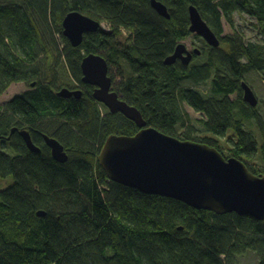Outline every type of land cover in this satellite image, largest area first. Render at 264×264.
<instances>
[{"label":"trees","instance_id":"obj_1","mask_svg":"<svg viewBox=\"0 0 264 264\" xmlns=\"http://www.w3.org/2000/svg\"><path fill=\"white\" fill-rule=\"evenodd\" d=\"M149 1L26 0L40 22L53 21L65 64L73 79L85 86L79 98L60 97L52 90L49 50L43 71L47 76L40 71L37 46L45 35L41 27L13 7L0 5V92L11 82L29 84L28 90L0 105V178L13 177V183L0 190V264H231L247 249L256 251L257 264H264V219L234 212L220 215L141 193L109 181L97 161L107 136L133 135L139 129L119 112L101 116L92 87L81 81L82 53L89 52L102 54L108 65L117 67L118 95L137 107L148 125L178 137V126L185 122L181 105L186 103L203 115L202 126L212 135L223 137L234 129L237 140L227 156L242 159L252 173L264 175V137L259 150L263 165L252 167L245 159L256 157L258 149L254 135L242 124L250 119L258 126L261 122L243 102L240 87L247 71L264 70V49L234 36L223 41L228 50L204 49L200 63L191 67L163 63L190 34L189 3L220 34L221 17L232 23L234 11L256 18L264 29V0H159L169 18L159 15ZM72 10L105 21L110 31L87 33L73 47L60 26ZM54 15L58 24L51 19ZM122 30L131 45L117 48L113 35ZM185 79L210 80L209 94L183 86ZM233 93L237 98L231 100ZM20 129L30 133L40 152L28 149ZM44 134L64 146L65 162L52 158ZM179 138L219 148L211 138L198 139L187 130Z\"/></svg>","mask_w":264,"mask_h":264},{"label":"water","instance_id":"obj_2","mask_svg":"<svg viewBox=\"0 0 264 264\" xmlns=\"http://www.w3.org/2000/svg\"><path fill=\"white\" fill-rule=\"evenodd\" d=\"M150 6L161 16L169 18L167 6L159 0H150ZM189 32L201 36L208 44L218 45V39L197 7H187ZM63 36L73 47L81 44L83 34L95 31L99 22L78 11H70L62 19ZM198 54V49L194 50ZM192 54L183 43H178L172 54L163 62L171 65L180 60L188 65ZM82 81L95 86L93 97L102 102L111 113L120 112L133 121L139 131L133 135H110L106 138L97 161L109 180L148 194L172 198L195 209L214 211L216 214L236 213L239 216L264 219V175L250 172L245 163L236 158H224L206 144L180 140L146 125L140 110L110 92L106 60L90 53L82 58ZM242 99L250 107L257 104L254 91L245 82L240 84ZM81 96V91L62 88L58 96ZM12 128L11 132H14ZM26 146L40 152L26 130H18ZM51 156L65 162L64 146L55 138L43 135ZM38 215L44 212L38 211Z\"/></svg>","mask_w":264,"mask_h":264},{"label":"rangeland","instance_id":"obj_3","mask_svg":"<svg viewBox=\"0 0 264 264\" xmlns=\"http://www.w3.org/2000/svg\"><path fill=\"white\" fill-rule=\"evenodd\" d=\"M0 5L13 7V11H15L16 13H23L25 16H28L30 19L34 20L37 27H41L40 28L41 36L42 34L45 33L41 41L42 44L37 46V49L39 50V54H40L38 60V66L40 67L41 72H43L44 70L46 71L47 66L45 65L44 58L47 59L48 56V60L51 63L50 65H48L49 66L48 76H49V80L52 83L54 82L53 86L56 87V89L62 87H68L69 89H78L77 86L79 85V83L73 79L67 65L65 64L64 56L61 53V50L63 48V43L59 33L57 32V29L53 24V21L51 20L50 25H48V19H46V22L45 21L40 22V19H38V15L36 14L35 9L28 7V5L26 4V0H0ZM45 15L47 18H49V16H47V13H45ZM231 17H232V23H228L224 17H221L222 31L220 33V36L222 37L229 35L238 36L245 43H255L260 45L264 49V29L262 28L260 21L250 16L249 14L240 11H234ZM52 18L55 19L58 24L59 17L57 18V15H54V17H51V19ZM100 28L102 29L101 26ZM109 31L110 29H108L106 32ZM113 36L117 37V39L115 38L114 41V45L117 48H123L131 45V41H129V34L127 31L122 30V32L115 33ZM181 42H183L185 48L191 54L192 52L195 53L194 52L195 48H203L206 51L210 50L205 45L204 40L202 39L201 36L193 34L191 32ZM6 43H9V41H7ZM44 47L47 50H44ZM216 48L220 51L222 50L226 51L229 49L228 45L222 42H220ZM48 50L49 52L47 55L46 52ZM109 50H111V48H109ZM199 54L194 55L193 59L187 65L188 67L200 63L201 61L200 56L202 54L200 55ZM220 70H222V68ZM109 72L111 76H113L112 87L118 93L117 86L120 83V77H121L120 72L117 69V67L114 65H109ZM43 74L44 76H47L46 73L43 72ZM242 81H245L255 93L257 104L256 106L251 107V109L252 111H254L256 117H258V119L261 122L260 126H258V124L255 122L254 119H250L249 121H244L242 124V128L244 130L249 131L254 135L258 149L256 153V157L245 158V159L246 162L249 163V165H251L252 167H261L263 165V162L260 159L259 150L262 145V139L264 137V70L260 72H257L254 69L249 70L243 75L240 84ZM182 85L187 88L196 89L204 95L209 94L210 80L200 81L196 83L192 80L185 79L182 82ZM90 86L95 87L91 84ZM28 89H29L28 82L25 81L11 82L2 92H0V105L4 104L13 96L18 95ZM235 98H237V94L235 93L229 96V99L231 100H234ZM96 106L101 112V116H104L106 112H110L105 106H103L99 102H96ZM181 112L185 122H184V126H178L177 134L179 136L181 135L182 131L187 130L190 136L194 135L198 139H200L201 137L211 138V141L215 145H217L224 154L229 155L231 153L229 151L231 144L232 142L237 140V136L235 134L234 129L231 128L228 129L226 131L225 136L223 137L212 135L211 133L207 132L205 128L202 126L201 120L203 118V115L200 112L195 111L192 107L188 106L186 103H183L181 105ZM232 112L235 117L238 116L237 110L233 109ZM146 125L148 124L146 123ZM20 130H26V129H20ZM6 151L9 152L8 147ZM12 183H13L12 176L0 178V190L5 189ZM258 259L259 256L257 255L256 251H253L252 249H247L243 254L236 255L234 257V261L231 264H257Z\"/></svg>","mask_w":264,"mask_h":264},{"label":"bare ground","instance_id":"obj_4","mask_svg":"<svg viewBox=\"0 0 264 264\" xmlns=\"http://www.w3.org/2000/svg\"><path fill=\"white\" fill-rule=\"evenodd\" d=\"M73 11V10H72ZM76 11V10H75ZM79 12V11H78ZM81 13V12H80ZM83 14V13H82ZM84 15H86V14H84ZM87 16V15H86ZM65 17V16H64ZM90 17V16H89ZM90 18H93V17H90ZM94 20H96L95 18H93ZM96 21H98V20H96ZM99 22V21H98ZM62 23V22H61ZM101 23V24H100ZM100 26L105 30V31H107L108 29H110V26H109V24L108 23H106L105 21H100L99 22V26H98V28L95 30V31H97L98 29H100ZM61 28H62V24H61ZM62 31H63V28H62ZM95 31H92V32H95ZM87 33H91V32H86V33H84L83 34V37H84V35L85 34H87ZM78 47V46H77ZM90 53H93V54H96V55H100V56H102L103 57V55L102 54H100V53H95V52H89V53H87V54H84V53H82V58L84 57V56H86V55H88V54H90ZM104 58V57H103ZM81 61H82V59H81ZM107 63V62H106ZM174 64V63H173ZM172 65V64H171ZM80 68H81V63H80ZM107 68H108V64H107ZM81 73H82V69H81ZM82 77H83V73H82ZM82 77H81V81H82ZM82 83L85 85V84H87V83H84L83 81H82ZM88 85V84H87ZM111 85V84H110ZM62 88H67L69 91H71V92H74V91H80V90H78V89H69L68 87H62ZM62 88H59V89H56V87H54V88H52V90L56 93V95H57V92L59 91V90H61ZM113 92V91H112ZM116 93V92H115ZM117 95H118V93H116ZM81 95H82V91H81ZM58 96V95H57ZM70 96H73V97H75V98H79V97H76L74 94H72V95H70ZM93 96V95H92ZM60 97H62V96H60ZM81 97V96H80ZM119 97V96H118ZM64 98H67V97H64ZM94 98V97H93ZM95 99V98H94ZM95 101L96 102H99V101H97L96 99H95ZM126 102V101H125ZM99 103H101L103 106H105L102 102H99ZM127 103V102H126ZM128 105H131V104H129V103H127ZM133 106V105H132ZM106 107V106H105ZM135 107V106H134ZM107 108V107H106ZM137 108V107H136ZM108 110H109V108H107ZM120 113V112H119ZM122 114V113H121ZM123 115V114H122ZM124 116V115H123ZM125 117V116H124ZM128 119V118H127ZM130 120V119H129ZM133 122V121H132ZM138 128V127H137ZM139 129V128H138ZM158 130V129H157ZM139 131V130H138ZM161 132V131H160ZM163 133V132H162ZM165 134V133H164ZM166 135H168V134H166ZM110 136V135H109ZM181 136V135H180ZM180 136H178L177 138L178 139H180V140H182L181 138H179ZM108 137V136H107ZM106 137V138H107ZM106 140V139H105ZM188 141H193V140H188ZM105 142V141H104ZM195 142H199V143H203V142H200V141H195ZM104 144V143H103ZM203 144H206V143H203ZM206 145H208V144H206ZM208 146H210V145H208ZM210 147H214V146H210ZM102 148V147H101ZM215 149H217L221 154H222V156L224 157V158H229V157H235V156H227L226 154H224L223 152H222V150L220 149V148H217V147H214ZM50 149V148H49ZM101 150V149H100ZM100 153V152H99ZM236 158H238V157H236ZM238 159H240V158H238ZM240 160H242V159H240ZM243 161V160H242ZM244 162V161H243ZM245 163V162H244ZM245 165L247 166V164L245 163ZM248 168V167H247ZM249 170V169H248ZM250 171V170H249ZM251 172V171H250ZM254 174V173H253ZM109 180V179H108ZM109 181H111V180H109ZM113 182V181H112ZM185 204V203H184ZM195 209V208H194ZM214 212V211H213Z\"/></svg>","mask_w":264,"mask_h":264},{"label":"flooded vegetation","instance_id":"obj_5","mask_svg":"<svg viewBox=\"0 0 264 264\" xmlns=\"http://www.w3.org/2000/svg\"><path fill=\"white\" fill-rule=\"evenodd\" d=\"M221 31H222V30H221ZM214 33H215V32H214ZM220 33H221V32H220ZM215 35H216V38L218 39V44H219L220 42L223 43V41H224L225 38H228V37H229V38H232V37H234V35H229V36H225V37L223 36V37H222V36H220V34H216V33H215ZM202 39H203V38H202ZM203 40H204V39H203ZM180 43H183V42L180 41ZM204 43H205V45H206L208 48H209V47H210V48H216V47H217V45H216V46H212V45L208 44L206 40H204ZM174 49H175V47H174ZM174 49H173V51H174ZM195 49H198V54H199V53L202 54V53H203V50H204L203 48H195ZM186 50H187V49H186ZM173 51H172V53H173ZM187 51H188V50H187ZM172 53H171V54H172ZM192 54H193V55H192L191 60L193 59L194 55H196V54L193 53V52H192ZM200 54H199V55H200ZM169 55H170V54H169ZM104 59H105V58H104ZM105 60H106V59H105ZM191 60H190V61H191ZM106 62H107V61H106ZM163 63H164V62H163ZM175 63H180V64H182V62H181L180 60H178V59L176 60ZM175 63H174V64H175ZM107 64H108V63H107ZM182 65H183V64H182ZM183 66H186V65H183ZM186 67H188V66H186ZM107 75H108V77L110 78V82H111V83H110L111 85H110V90H109V91H110V92H112V91H113V92H116L115 89L112 87L113 76H111V74H110V72H109V65H108ZM85 85H86V86H90V84H88V85L85 84ZM77 87H78V90L84 92V87H85V86L79 84ZM94 88H95V87H92V88L90 89V93H91V95H93ZM70 90H71V89H70ZM116 93H117V92H116ZM254 94H255V93H254ZM118 96H119V95H118ZM69 97H71V96H69ZM67 98H68V97H67ZM119 98H120V96H119Z\"/></svg>","mask_w":264,"mask_h":264}]
</instances>
